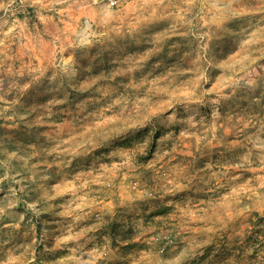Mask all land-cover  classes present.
<instances>
[{"label":"rangeland","instance_id":"1","mask_svg":"<svg viewBox=\"0 0 264 264\" xmlns=\"http://www.w3.org/2000/svg\"><path fill=\"white\" fill-rule=\"evenodd\" d=\"M108 6L0 0V264H264V0Z\"/></svg>","mask_w":264,"mask_h":264},{"label":"bare ground","instance_id":"2","mask_svg":"<svg viewBox=\"0 0 264 264\" xmlns=\"http://www.w3.org/2000/svg\"><path fill=\"white\" fill-rule=\"evenodd\" d=\"M122 1L124 0H106V3L109 5V6H116L118 5L119 3H121ZM108 6V7H109ZM85 25V24H84ZM86 27V26H84ZM87 32V31H86ZM82 38V37H81ZM84 39V38H83Z\"/></svg>","mask_w":264,"mask_h":264}]
</instances>
